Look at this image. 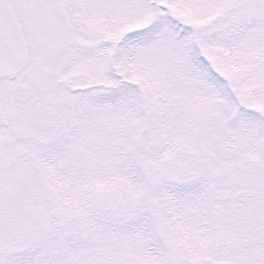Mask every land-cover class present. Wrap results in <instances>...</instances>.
Instances as JSON below:
<instances>
[{"label": "snow or ice", "instance_id": "1", "mask_svg": "<svg viewBox=\"0 0 264 264\" xmlns=\"http://www.w3.org/2000/svg\"><path fill=\"white\" fill-rule=\"evenodd\" d=\"M0 264H264V0H0Z\"/></svg>", "mask_w": 264, "mask_h": 264}]
</instances>
